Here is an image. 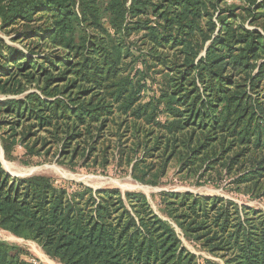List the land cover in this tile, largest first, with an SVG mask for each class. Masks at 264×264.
I'll use <instances>...</instances> for the list:
<instances>
[{"label":"trees","instance_id":"16d2710c","mask_svg":"<svg viewBox=\"0 0 264 264\" xmlns=\"http://www.w3.org/2000/svg\"><path fill=\"white\" fill-rule=\"evenodd\" d=\"M231 1L243 5L0 0L1 25L21 46L0 40V94L22 93L24 79L40 91L0 101L5 159L18 145L26 166L47 158L38 146L51 134L79 140L84 163L101 172L111 152L141 183L155 184L179 157L180 174L205 161L199 177L214 173V186L224 183L216 168H236L229 192L264 200V0ZM126 147L142 153L127 162ZM100 148L102 163L90 162ZM159 208L166 219L142 193L16 178L0 164V230L59 264H220L198 261L176 228L222 264H264V210L189 192H161ZM0 264L41 263L0 240Z\"/></svg>","mask_w":264,"mask_h":264},{"label":"rangeland","instance_id":"374dc122","mask_svg":"<svg viewBox=\"0 0 264 264\" xmlns=\"http://www.w3.org/2000/svg\"><path fill=\"white\" fill-rule=\"evenodd\" d=\"M227 5H239L241 7L243 4L227 0ZM9 31L10 28H3L0 22V40H2L6 45L20 48V44L16 42L14 43L10 40L11 36L8 34ZM201 55H204V51L201 53ZM78 62H81V60L77 59L76 56H73L72 63ZM3 80L5 81V79ZM20 87L22 89V93L0 94V101L24 99V97L30 93L40 94V91L37 88L36 84L30 83L28 80H21ZM7 132V127H3V129H0V164L2 165L3 169H5L9 174L15 176L16 178H26L34 175H43L52 177L58 181L83 184L87 187L92 188L93 190H99L103 188H117L122 193H142L147 198L153 212L163 219L166 218L159 208V194L161 192H189L199 196H218L225 200L233 201L238 205H245L250 208L264 210V200H257L253 197H250L249 194H243L242 191L237 194L234 192H229V186L226 185L230 181H232L234 174H238L237 170L235 172L236 168L232 170V173H230L231 175H228L225 168H216L220 170L221 179H223L224 183L222 186H220V184L218 186H214L218 182V180L214 181L213 179V177L215 176L214 173L208 172L206 173V176H204V178L199 177L200 174L205 175V161H202V159L199 160L195 165L191 166L189 170L185 169L180 174L179 171L181 165L183 164V157H179L171 160L166 169L165 175L163 177H160L155 184H151L148 182L141 183L131 176L130 167L126 166L125 163L123 167H119V164L116 163V160L113 159L111 152H109L108 154V163H110V165L104 172H101L100 166H95L96 164L92 165L91 163H84V152L82 151L84 144H80L78 142L79 140L76 141L75 139H68L67 141H64L63 136L54 137L51 134L44 133L40 135L41 138L44 139L43 142L46 141L47 143H45L44 146H38V148H40V150L43 152H49L47 158H43L45 160L33 158L30 161V165L26 166L23 164V161H27L28 158H25L23 156L24 150L19 145L14 151L15 160L8 161L5 159L4 151L1 145V137ZM109 135L113 136V134ZM123 135L124 134L122 133V142L125 145L130 146V140L127 139L128 137H124ZM30 142L32 143V140ZM67 143L69 144V146H66ZM99 145H101V141L99 142ZM101 149L102 148H100V150H95V152H92L90 154V162H93V160L96 159V162L98 164L102 163ZM125 149L127 162L134 161L142 153V151L140 152L138 150L137 151L139 153H134V149L130 147H126ZM154 155L159 154L154 153ZM151 164L157 165V160H152L150 163L146 162V166H151ZM159 171L160 170H158L157 167L155 170H153L151 175H158L160 174ZM81 177H86L89 179L83 181ZM209 179H213L212 182H205L209 181ZM139 186L142 188H139ZM248 187L251 188L252 186ZM241 189L244 188L242 187ZM176 231L179 234L184 248L189 253L195 255L198 261L202 263V259H208L222 264L220 258L213 256L207 250H204L200 247H195L190 242H188L183 237L181 230L176 228ZM0 240L25 248L32 255L34 260L39 261L41 264H59L47 257L43 253L41 248L32 241H25L23 239L16 238L10 233L2 230H0Z\"/></svg>","mask_w":264,"mask_h":264},{"label":"bare ground","instance_id":"6f19581e","mask_svg":"<svg viewBox=\"0 0 264 264\" xmlns=\"http://www.w3.org/2000/svg\"><path fill=\"white\" fill-rule=\"evenodd\" d=\"M0 158H1V151H0ZM28 170V169H27ZM81 179L83 180V181H85V180H87V179H89V178H86V177H81ZM87 183V182H86ZM90 184V183H89ZM139 188H142V187H140L139 186Z\"/></svg>","mask_w":264,"mask_h":264},{"label":"water","instance_id":"95a60500","mask_svg":"<svg viewBox=\"0 0 264 264\" xmlns=\"http://www.w3.org/2000/svg\"><path fill=\"white\" fill-rule=\"evenodd\" d=\"M5 170V169H4ZM6 171V170H5ZM7 172V171H6ZM8 173V172H7ZM9 174V173H8ZM10 176H13V175H11V174H9ZM13 177H15V176H13Z\"/></svg>","mask_w":264,"mask_h":264}]
</instances>
